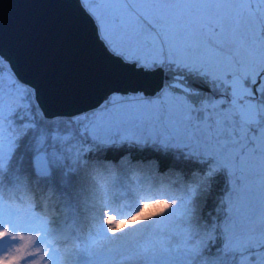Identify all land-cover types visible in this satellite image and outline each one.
I'll return each instance as SVG.
<instances>
[{
  "label": "snow or ice",
  "instance_id": "6c2138e0",
  "mask_svg": "<svg viewBox=\"0 0 264 264\" xmlns=\"http://www.w3.org/2000/svg\"><path fill=\"white\" fill-rule=\"evenodd\" d=\"M71 4L134 82L63 119L0 51V264H264V0Z\"/></svg>",
  "mask_w": 264,
  "mask_h": 264
},
{
  "label": "water",
  "instance_id": "95a60500",
  "mask_svg": "<svg viewBox=\"0 0 264 264\" xmlns=\"http://www.w3.org/2000/svg\"><path fill=\"white\" fill-rule=\"evenodd\" d=\"M73 0H0V51L12 56L20 74L39 88L48 115L87 108L107 89L133 79L111 69L92 41L91 24Z\"/></svg>",
  "mask_w": 264,
  "mask_h": 264
},
{
  "label": "trees",
  "instance_id": "16d2710c",
  "mask_svg": "<svg viewBox=\"0 0 264 264\" xmlns=\"http://www.w3.org/2000/svg\"><path fill=\"white\" fill-rule=\"evenodd\" d=\"M67 119V118H63ZM223 181H221V184ZM79 189L73 191V195L71 198H69L66 195L61 194L59 191H56L55 199L59 205V207L62 209L63 214L65 216H68L69 214H72L74 217V221L77 224H82L85 222L84 217L86 215L85 210L83 208V197H85V193H80ZM64 206V207H63ZM53 215H57L56 213H53Z\"/></svg>",
  "mask_w": 264,
  "mask_h": 264
},
{
  "label": "rangeland",
  "instance_id": "374dc122",
  "mask_svg": "<svg viewBox=\"0 0 264 264\" xmlns=\"http://www.w3.org/2000/svg\"><path fill=\"white\" fill-rule=\"evenodd\" d=\"M83 199H84V197H83ZM63 207H64V206H63ZM67 218H68V221H69V222L74 221V217H73L72 214H69V215L67 216Z\"/></svg>",
  "mask_w": 264,
  "mask_h": 264
}]
</instances>
